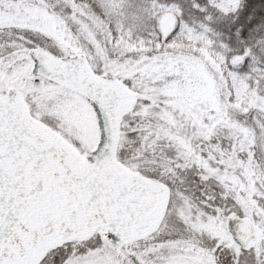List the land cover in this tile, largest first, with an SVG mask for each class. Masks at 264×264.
<instances>
[{
    "label": "snow or ice",
    "instance_id": "1",
    "mask_svg": "<svg viewBox=\"0 0 264 264\" xmlns=\"http://www.w3.org/2000/svg\"><path fill=\"white\" fill-rule=\"evenodd\" d=\"M0 264H264V0H0Z\"/></svg>",
    "mask_w": 264,
    "mask_h": 264
}]
</instances>
